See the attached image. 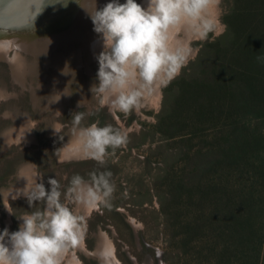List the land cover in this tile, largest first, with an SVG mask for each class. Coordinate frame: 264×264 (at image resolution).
Segmentation results:
<instances>
[{"label":"trees","instance_id":"1","mask_svg":"<svg viewBox=\"0 0 264 264\" xmlns=\"http://www.w3.org/2000/svg\"><path fill=\"white\" fill-rule=\"evenodd\" d=\"M223 20L164 87L155 125L183 161L155 196L184 264H264V0H231Z\"/></svg>","mask_w":264,"mask_h":264},{"label":"rangeland","instance_id":"2","mask_svg":"<svg viewBox=\"0 0 264 264\" xmlns=\"http://www.w3.org/2000/svg\"><path fill=\"white\" fill-rule=\"evenodd\" d=\"M230 5L231 0H220L214 9L219 14L221 27L226 25L223 16ZM88 24L93 26L90 15ZM0 29H9L12 33L25 30L3 25H0ZM85 30H88V26ZM73 31H63L62 34L70 35L66 41L60 40L54 48H46V51L36 53L11 46L7 55L12 57L16 50L21 51L25 57L21 68L25 73L14 71L10 60L0 57V231L4 228L10 232L16 231L22 222L18 216L43 210V204L39 202L30 208L24 196L13 199L14 193L8 192L5 197L3 187L12 188L13 184L24 179L21 177L23 167H29L31 175L28 178L33 173L35 177L43 175L46 189L50 188L48 178L55 177L64 191L70 186L74 175L79 174L87 180L90 173L111 171V179L116 188L110 207L85 209L65 200L63 196L61 198L62 203L74 213L83 215L87 224L83 248L70 252L74 264H101L97 256L85 251L84 247L93 251L102 233L106 244L115 249L118 264H184V256L178 251L176 242L168 241L164 216L155 196L157 176L171 164L175 166L183 161H177L178 157H174L183 142L179 137H167L155 125L157 113L162 106L164 88L160 89L158 99L152 95L147 97L143 108L127 115L107 105L102 106L101 98L93 94L84 102H75L60 109L54 103L57 96L52 78L54 73L67 75L71 79L72 89L80 88L82 94L88 93V88L98 83L96 73L99 64L96 56L103 46L89 60L87 51L92 50L91 47L83 49L80 61L68 57L65 62L62 59L60 62H48L50 58H55V51L69 56L72 49L81 48L82 41ZM215 35L210 33L209 37ZM202 41H191L193 51L189 62L196 57ZM76 96L72 93L71 97L74 100ZM78 112L86 114L83 126L97 123L101 127L111 125L127 133V144L114 151L109 149L104 164L72 155L67 157L64 152L68 144L77 143V136L72 132V118ZM17 127L25 128L27 132L24 135L28 138H14L13 135L21 133ZM55 129L60 130V133ZM37 181L40 182V177H37ZM164 250H167V257Z\"/></svg>","mask_w":264,"mask_h":264},{"label":"clouds","instance_id":"3","mask_svg":"<svg viewBox=\"0 0 264 264\" xmlns=\"http://www.w3.org/2000/svg\"><path fill=\"white\" fill-rule=\"evenodd\" d=\"M219 3L146 0L144 6L137 0H109L102 8L96 7L90 17L103 47L96 56L98 83L91 87L92 94L101 98L102 106L126 115L139 111L147 97L180 75L192 58L193 39L206 40L210 33L219 35L227 29V25L221 27L214 11ZM10 48L0 41V52L7 54ZM85 117L84 112H78L72 118L77 144L70 152L75 158L104 164L109 149L127 144V133L111 125L83 126ZM111 178V171L90 173L87 180L77 174L64 191L55 177L48 178L50 188L46 189L43 175H38L31 186L17 189L13 199L24 196L30 208L39 202L43 210L18 216L22 223L16 231H0V264H65L68 254L83 246L87 224L83 215L62 203V196L85 209L110 207L116 188ZM96 255L101 264H118L115 249L107 244Z\"/></svg>","mask_w":264,"mask_h":264},{"label":"bare ground","instance_id":"4","mask_svg":"<svg viewBox=\"0 0 264 264\" xmlns=\"http://www.w3.org/2000/svg\"><path fill=\"white\" fill-rule=\"evenodd\" d=\"M108 2L109 0H0V25L10 27L12 29H19V27L25 29L24 32L14 31L13 33L9 29H0V41L8 43L11 46H16L15 48L18 46L37 53L39 51H46V48H48V50H50L51 47L54 48L60 40L66 41V37H69L70 35L68 36V34H62L63 31L73 29L74 35L82 41L81 48L78 50L72 49L69 56L63 52L61 53L55 51V58H50L48 62H60L61 59L63 62H65L66 58L68 57L80 61L82 60L83 49L87 50L89 47H91L92 50L87 51L88 60L92 59L95 57L97 51L102 47V41L100 40V37L97 33H95L93 30L90 31L93 26L88 24L89 15L95 12L96 7L97 9H100ZM137 2L146 6V0H137ZM55 3L56 6L52 7ZM82 13L83 15H81ZM87 26L88 30H85ZM181 38H183V35H181ZM79 46L80 45H78V47ZM0 57H7L14 66V71L21 70L23 73H25L23 68H21L22 65H24L23 62L25 58L21 51L16 50L14 56L12 57L0 52ZM19 74L20 73H18V75ZM52 78L54 79V85L56 86L57 90V96L55 98L56 100H53L54 103L59 105L60 109L67 105L70 106V104L75 102H84L92 95V86L88 88V93L85 94H82V91H79L80 88L72 89L70 83L71 79H69L64 73H54ZM90 85L92 84L90 83ZM160 92L161 90L157 91L152 95V97L158 99ZM72 93L77 95L74 100V96L73 98L71 97ZM17 130H20L21 133H18V135H13L14 138H28V136L24 135L25 132H27L25 128L17 127ZM76 144L77 143L74 142L69 143L68 149L64 152V155L67 157L71 156L72 154L70 149H72ZM28 168V166L23 167L21 172L23 177H26L27 180L26 178L22 179V182H19L16 185L13 184L12 188L3 187V191L6 192L5 197L8 196V192L15 193L17 189H23L26 184H28V186L33 184L35 175L33 173L31 178H28V175H31ZM103 234L104 233L101 234L98 240V245L93 251L84 247L85 251L96 255L106 244V241L102 236ZM107 245L111 247L110 244ZM71 255L69 253V255L66 257L65 264H74L75 260ZM116 260L117 262L119 261L117 256Z\"/></svg>","mask_w":264,"mask_h":264}]
</instances>
